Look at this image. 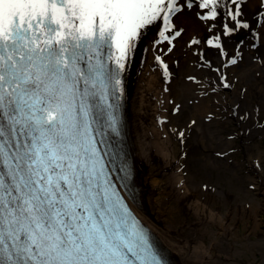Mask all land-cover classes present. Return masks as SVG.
<instances>
[{"label": "snow or ice", "instance_id": "1", "mask_svg": "<svg viewBox=\"0 0 264 264\" xmlns=\"http://www.w3.org/2000/svg\"><path fill=\"white\" fill-rule=\"evenodd\" d=\"M230 2L226 36L249 27L241 0ZM221 3L200 0L202 19ZM176 5L0 0V264H166L109 179L97 136L118 130L122 73L146 30L162 20L163 40L180 35L165 34Z\"/></svg>", "mask_w": 264, "mask_h": 264}, {"label": "bare ground", "instance_id": "2", "mask_svg": "<svg viewBox=\"0 0 264 264\" xmlns=\"http://www.w3.org/2000/svg\"><path fill=\"white\" fill-rule=\"evenodd\" d=\"M199 3L177 0L176 7L181 10L171 15L174 27L165 34L172 37L179 31L180 35L163 40L159 36L164 31L163 22L157 21L137 41L126 66L124 130L133 181L138 186L130 202L170 264H246L237 260L241 249L223 256V251L238 247L236 240L231 243L229 239L224 246L219 233L222 237L228 231L230 235L237 233L232 228L214 230L215 220L221 216L220 196L234 202L238 195L205 185L201 179L210 177L214 169H222L219 159L224 152L227 157L233 154L228 153L232 145L218 147L224 142L234 143V139L222 136L221 124L233 119L245 122L244 127L254 124L253 134L263 129L250 109L255 103L264 107V7L261 0H241L239 19L249 27L226 36L225 25L228 29L235 27L227 13L234 14L236 5L222 0L216 19L205 20L202 17L208 10ZM209 39L213 45L207 43ZM216 43L222 47H215ZM156 57L168 65L167 72ZM206 91L217 92L210 100ZM223 91L227 94H219ZM208 119H213L214 125L207 124ZM245 137L253 138L250 134ZM181 149L182 156L177 153ZM258 164L252 165L255 171ZM260 172L264 176V166ZM236 173L234 167L232 176ZM243 192L247 199L253 197L248 190ZM207 234L212 235L208 243ZM246 238L251 249L253 240L248 235Z\"/></svg>", "mask_w": 264, "mask_h": 264}, {"label": "rangeland", "instance_id": "3", "mask_svg": "<svg viewBox=\"0 0 264 264\" xmlns=\"http://www.w3.org/2000/svg\"><path fill=\"white\" fill-rule=\"evenodd\" d=\"M216 92L217 91H206L204 94L212 100ZM219 94L226 95L227 93L223 91L219 92ZM253 106L255 108L253 107V109L250 110L251 112L253 110V113H255L254 120L256 124L262 126L261 128L263 129H261L259 133L253 134V124L244 127L242 124L245 122L240 123L233 119L228 120L225 124H221L222 136L224 138L227 137V139L229 137L230 139H234V143L224 142V145L218 147L220 149H226L232 145L233 147L229 149L228 153L232 152L233 154L227 157V155H225L226 153H223L221 159H219L222 169L210 171V177L202 178L201 182H204L205 185H215L219 189L225 190V192L231 190L238 195V198H236L238 200L234 202H229V200L226 201L222 195L220 196L222 202H220L221 207L218 210L224 219L222 220L220 216L219 220H215L214 228L216 229H213L218 232L221 230L224 231L226 228L229 230L232 228L237 235H230L228 231L225 238L222 237V232H220L219 237L222 240L220 242L226 246L227 239H229L231 243H235L236 240L238 247V249H234L233 247L231 251H223V256L225 257L226 254H234L241 249L239 255H237V260L239 259V261L245 262L246 264L248 263L247 261L253 262V264H264V176H262L260 172L264 166V107L258 103H255ZM237 113L238 111H236V114ZM212 120L208 119L207 124L214 125V123L211 122ZM255 127L257 126L255 125ZM249 134L253 138L248 140L245 135L248 136ZM227 139L226 141H228ZM256 143L258 146L255 145ZM182 149L181 151H177L181 156ZM187 153L191 154L192 150L190 152L187 151ZM257 162H259V164ZM255 163L258 164V171H255L253 168V166L256 167L257 165ZM232 164H235L236 176H232L234 168ZM192 165V162H189V166H187L192 168ZM244 189L253 193L251 199H247L244 196ZM214 202L216 201H213V203ZM247 235L251 241L253 240L251 249L247 246ZM211 236V234H207L206 243L210 241ZM234 259H236V256Z\"/></svg>", "mask_w": 264, "mask_h": 264}]
</instances>
